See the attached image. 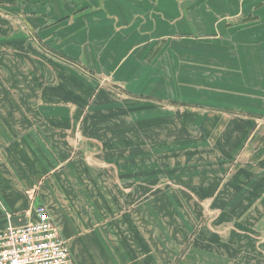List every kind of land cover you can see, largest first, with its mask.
<instances>
[{
    "label": "crops",
    "instance_id": "obj_1",
    "mask_svg": "<svg viewBox=\"0 0 264 264\" xmlns=\"http://www.w3.org/2000/svg\"><path fill=\"white\" fill-rule=\"evenodd\" d=\"M38 206L76 264H264V0H0V229Z\"/></svg>",
    "mask_w": 264,
    "mask_h": 264
},
{
    "label": "built area",
    "instance_id": "obj_2",
    "mask_svg": "<svg viewBox=\"0 0 264 264\" xmlns=\"http://www.w3.org/2000/svg\"><path fill=\"white\" fill-rule=\"evenodd\" d=\"M35 213L0 229V264H76L46 208Z\"/></svg>",
    "mask_w": 264,
    "mask_h": 264
},
{
    "label": "rangeland",
    "instance_id": "obj_3",
    "mask_svg": "<svg viewBox=\"0 0 264 264\" xmlns=\"http://www.w3.org/2000/svg\"><path fill=\"white\" fill-rule=\"evenodd\" d=\"M259 16H260V15L257 16L258 18H254V19H253V16H250V17H251V19H253V22H254V21H256V22H260V18H259ZM238 21L242 24L244 21H245V22H246V21H249V19H248V18H246V19H239ZM262 132H263V131H260V133H262ZM258 134H259V133H258Z\"/></svg>",
    "mask_w": 264,
    "mask_h": 264
}]
</instances>
